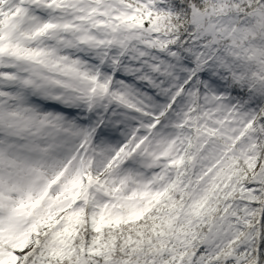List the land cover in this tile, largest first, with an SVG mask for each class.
<instances>
[{"label":"snow or ice","instance_id":"obj_1","mask_svg":"<svg viewBox=\"0 0 264 264\" xmlns=\"http://www.w3.org/2000/svg\"><path fill=\"white\" fill-rule=\"evenodd\" d=\"M0 264H264V0H0Z\"/></svg>","mask_w":264,"mask_h":264}]
</instances>
